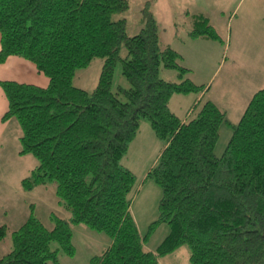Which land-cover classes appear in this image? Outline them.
Listing matches in <instances>:
<instances>
[{"label": "trees", "instance_id": "16d2710c", "mask_svg": "<svg viewBox=\"0 0 264 264\" xmlns=\"http://www.w3.org/2000/svg\"><path fill=\"white\" fill-rule=\"evenodd\" d=\"M152 2L140 7L139 31L130 34L125 17L113 18L128 11L129 0H0V64L19 57L48 79L46 86L0 80L6 100L0 120L18 121V153L37 160L22 186L54 182L69 212L65 219L52 214L50 228L31 213L12 230L0 264H58L59 251L73 255L78 224L110 239L91 264H160L182 245L191 264H264V87L234 125L209 100L181 119L169 108L171 96L203 87L183 78L188 69L178 51L160 47ZM193 23L192 37L218 39L206 18L196 15ZM95 57L103 64L87 92L72 81ZM117 62L129 86L113 90ZM160 65L176 69L180 81L161 78ZM141 120L164 144L148 172L162 192L150 228L166 223L169 233L153 249L130 210L135 176L120 165ZM222 123L232 133L217 155ZM6 231L0 226V239Z\"/></svg>", "mask_w": 264, "mask_h": 264}, {"label": "rangeland", "instance_id": "374dc122", "mask_svg": "<svg viewBox=\"0 0 264 264\" xmlns=\"http://www.w3.org/2000/svg\"><path fill=\"white\" fill-rule=\"evenodd\" d=\"M138 1L131 0L128 11L113 16L126 18L130 34L137 33L141 25ZM153 2L150 10L157 22L160 47H171L178 51L181 64L188 69L183 78H189L203 87L196 106L194 99L199 94L191 93L186 95L188 97L172 95L169 100L171 111L181 119H188L209 100L224 111L229 123L236 124L251 96L264 87V0H168L166 6V0ZM196 15L207 19L218 39L192 37L189 34L196 28L193 23ZM120 55L126 56L124 47ZM13 64L17 65V62L11 63V67ZM102 64L103 58H93L87 67L76 71L73 85L92 92L98 83ZM1 72L6 77V72H10L9 67ZM178 75L176 69L159 66V76L167 81H180ZM16 77L20 80L22 75ZM117 86H129L121 74L120 62L114 68L112 89L116 90ZM190 98L191 103L186 107ZM21 133L18 121L10 119L0 141V226L7 227L5 236L0 239V257L12 248V230L17 229L31 213L48 228L53 226L52 214L64 219L69 216L55 193L54 182L47 181L32 190L22 186V179L30 174L37 160L31 154L18 153ZM231 133V125L222 123L215 147L217 155L223 152ZM163 145L149 121L141 120L127 152L120 159V165L135 176L129 194L130 210L140 235L147 234L145 246L152 249L169 233L166 223H155L150 228L158 219L162 192L148 172ZM71 241L73 255L59 251L58 264H91V258L100 255L110 244V239L104 233L93 231L83 224L73 225ZM55 247L56 243H52V248ZM189 255L188 247L182 245L171 258L180 264H191ZM160 262L162 264V260Z\"/></svg>", "mask_w": 264, "mask_h": 264}, {"label": "crops", "instance_id": "0c3cea01", "mask_svg": "<svg viewBox=\"0 0 264 264\" xmlns=\"http://www.w3.org/2000/svg\"><path fill=\"white\" fill-rule=\"evenodd\" d=\"M145 1L146 0H139L137 2V5H139L141 7L144 4ZM155 1L156 0H154L153 4L155 3ZM167 2H168V0H166L165 6H166ZM129 3H130V5H132L131 0H129ZM13 62H17V65L13 64V66L11 67V63H13ZM8 67H9V71L10 72H6V77H3L4 75H3V72H1V71L7 69ZM19 74L22 75V78H19L20 80H17L16 76H18ZM11 78H14L13 80H16V81L34 83V84H37V85H40V86H46L47 83H48L47 77H45L43 74L39 73L35 69L33 64H31L30 62H28V61H26V60H24L22 58H19V57H10V58L7 59V61H5L4 63L0 64V80H3V79L12 80ZM201 94L202 93H200L198 95V97L196 99H194V102H195L194 106L198 105L196 103V101L199 98H201ZM181 95H183V94H181ZM186 95H188V94H185V96ZM186 97H188V96H186ZM171 99H172V97H171ZM191 100H192V98L189 99V101L187 102L186 107L189 106L188 104L191 103ZM169 105H170V101H169ZM5 110H6V100H5V97L3 95L2 90L0 88V118H1V115L4 113ZM183 120H186V119H183ZM8 121L3 123L0 120V141L3 138V133L6 132V130H7ZM159 262H160V260H159ZM160 264H161V262H160ZM162 264H180V263L175 258H171V256H168L165 260H162Z\"/></svg>", "mask_w": 264, "mask_h": 264}]
</instances>
